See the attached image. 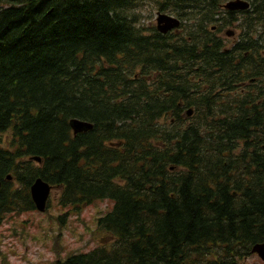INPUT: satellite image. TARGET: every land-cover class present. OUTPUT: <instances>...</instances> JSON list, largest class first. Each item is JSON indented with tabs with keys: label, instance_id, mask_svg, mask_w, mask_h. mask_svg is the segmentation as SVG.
I'll list each match as a JSON object with an SVG mask.
<instances>
[{
	"label": "trees",
	"instance_id": "obj_1",
	"mask_svg": "<svg viewBox=\"0 0 264 264\" xmlns=\"http://www.w3.org/2000/svg\"><path fill=\"white\" fill-rule=\"evenodd\" d=\"M225 1L0 0V222L36 212L42 178L62 209L115 203L109 243L57 264H241L264 243V0Z\"/></svg>",
	"mask_w": 264,
	"mask_h": 264
},
{
	"label": "rangeland",
	"instance_id": "obj_2",
	"mask_svg": "<svg viewBox=\"0 0 264 264\" xmlns=\"http://www.w3.org/2000/svg\"><path fill=\"white\" fill-rule=\"evenodd\" d=\"M229 1L231 0H227L225 3ZM158 12L155 11L151 1H145L141 18L143 23L149 25L152 21L156 26ZM222 36L227 38L225 32L222 33ZM237 39L236 34L234 38H231V41L236 42ZM60 194L61 190L53 189L47 214L33 212L19 218L4 217L0 222V250L7 256V263L0 258V264H53L57 259L55 256L57 253L52 251L53 236L61 233L63 247L68 252L73 251L74 248H95L109 243L105 234H97L96 219L112 212L115 203L97 201L79 213L80 211L74 210L72 207L67 209L59 207ZM52 217L65 218V222L63 224ZM91 239L92 243H90Z\"/></svg>",
	"mask_w": 264,
	"mask_h": 264
},
{
	"label": "water",
	"instance_id": "obj_3",
	"mask_svg": "<svg viewBox=\"0 0 264 264\" xmlns=\"http://www.w3.org/2000/svg\"><path fill=\"white\" fill-rule=\"evenodd\" d=\"M250 7L249 3L242 0H235L224 5L226 10L230 11H244ZM181 26V22L179 19L172 17L167 14H158L157 18V30L161 34H167L175 29H178ZM229 36L232 33L228 34ZM192 112H189L188 115L191 116ZM72 127L74 129L75 134L82 132L87 129H91L92 125L80 120H75L72 123ZM38 162H41L40 159H35ZM52 187L49 183L43 181L42 179H38L31 187V197L35 204L37 211L40 213H44L47 210L48 199L51 194ZM252 253H258L264 259V244L256 245L253 248Z\"/></svg>",
	"mask_w": 264,
	"mask_h": 264
},
{
	"label": "flooded vegetation",
	"instance_id": "obj_4",
	"mask_svg": "<svg viewBox=\"0 0 264 264\" xmlns=\"http://www.w3.org/2000/svg\"><path fill=\"white\" fill-rule=\"evenodd\" d=\"M212 33L215 32H220L219 34H217V43H211V44H215L218 47H222L224 49V51H227L229 48H233L236 44H239L237 42L240 41V36H241V31H235V34H237V36H239V38L237 39L236 42H232L231 39L225 38L222 36V33L226 32L225 30H217V26H214L213 29L211 30ZM88 244V243H87ZM98 247L95 248H89V247H80L78 249L74 248L73 251L68 252L67 249H65V251L60 254V255H56V261H54L53 264H57L58 261L62 260V262L67 261L71 256H78L81 254H89L91 252H93L95 249H97ZM53 251V250H52ZM252 250L249 251V254L246 255L243 259H242V263L241 264H264V259L258 254V253H252ZM54 252V251H53ZM73 254V255H71ZM60 256V257H59Z\"/></svg>",
	"mask_w": 264,
	"mask_h": 264
}]
</instances>
